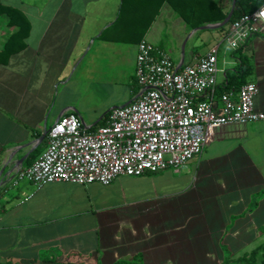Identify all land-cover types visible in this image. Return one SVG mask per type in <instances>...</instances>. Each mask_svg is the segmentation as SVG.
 <instances>
[{
    "label": "crops",
    "instance_id": "crops-1",
    "mask_svg": "<svg viewBox=\"0 0 264 264\" xmlns=\"http://www.w3.org/2000/svg\"><path fill=\"white\" fill-rule=\"evenodd\" d=\"M0 1L23 15L0 11V264H227L264 245V122L213 128L179 172L109 186L11 182L43 154L47 138L38 140L64 114L97 128L138 97L144 40L177 65L220 45L226 86L240 64V51L224 42L230 26L193 29L169 3L149 0H130L124 11L123 0ZM212 1L230 14L234 0ZM167 22L181 25L174 49L163 45ZM241 53L264 112V34Z\"/></svg>",
    "mask_w": 264,
    "mask_h": 264
},
{
    "label": "built area",
    "instance_id": "built-area-1",
    "mask_svg": "<svg viewBox=\"0 0 264 264\" xmlns=\"http://www.w3.org/2000/svg\"><path fill=\"white\" fill-rule=\"evenodd\" d=\"M262 34L264 5L235 21L224 42L237 51ZM219 52L216 45L180 67L162 49L142 41L138 97L113 109L107 124L94 130L75 111L64 114L48 130L43 154L18 169L11 182L109 186L120 177L179 172L204 152L213 128L264 122V112L256 109L257 84L218 94Z\"/></svg>",
    "mask_w": 264,
    "mask_h": 264
},
{
    "label": "trees",
    "instance_id": "trees-1",
    "mask_svg": "<svg viewBox=\"0 0 264 264\" xmlns=\"http://www.w3.org/2000/svg\"><path fill=\"white\" fill-rule=\"evenodd\" d=\"M130 0H123V11ZM157 1L159 6L161 4L169 3L171 7L179 14L190 28L197 29L208 24H217L224 22L229 13H224L212 0H149ZM264 5V0H236L235 10L231 21L223 28L231 26L235 21L244 15H248L259 9ZM0 11L7 12V14L14 19L16 16H23L21 12L16 9H11L4 6L0 1ZM159 9L157 10L158 13ZM150 26V24H149ZM21 30L17 36L22 34ZM240 49V64L234 72L229 73L227 77V85L219 86L220 94L228 92L231 88H241L248 83V77L251 75L252 68L246 56L242 55ZM93 130L96 128H92ZM38 154V151L36 152ZM36 154V155H37ZM36 161V160H35ZM11 264V263H9ZM116 264H142L140 259L134 262H118ZM227 264H264V245L250 253H246L242 257L231 260L228 258Z\"/></svg>",
    "mask_w": 264,
    "mask_h": 264
},
{
    "label": "rangeland",
    "instance_id": "rangeland-1",
    "mask_svg": "<svg viewBox=\"0 0 264 264\" xmlns=\"http://www.w3.org/2000/svg\"><path fill=\"white\" fill-rule=\"evenodd\" d=\"M165 26L166 27H165L164 31L162 32V39H163V43H164L163 45H165L167 49H174L173 44L176 43L174 41L175 40L174 34L180 33L182 31V29L180 27L181 25L178 26L175 24H171L170 22L169 23L167 22L165 24ZM59 256H61V255H59ZM69 260L75 261L73 256L69 257Z\"/></svg>",
    "mask_w": 264,
    "mask_h": 264
},
{
    "label": "water",
    "instance_id": "water-1",
    "mask_svg": "<svg viewBox=\"0 0 264 264\" xmlns=\"http://www.w3.org/2000/svg\"><path fill=\"white\" fill-rule=\"evenodd\" d=\"M235 5H236V0L233 1V7H232V10L229 14V16L227 17V19L222 23V24H219V25H212V26H208V27H204L202 29H206V28H219V27H224L226 26L232 19L233 17V14H234V10H235ZM183 65V62L182 64H180V67ZM133 102V101H132ZM132 102H130L129 104H131ZM129 104H126L125 106L129 105ZM124 106V107H125ZM48 136V131L38 140V144H40L41 142H43Z\"/></svg>",
    "mask_w": 264,
    "mask_h": 264
}]
</instances>
